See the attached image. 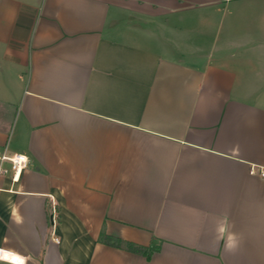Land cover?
Wrapping results in <instances>:
<instances>
[{"label":"crops","instance_id":"0c3cea01","mask_svg":"<svg viewBox=\"0 0 264 264\" xmlns=\"http://www.w3.org/2000/svg\"><path fill=\"white\" fill-rule=\"evenodd\" d=\"M259 48L264 0H0V150L29 160L0 177V249L264 264Z\"/></svg>","mask_w":264,"mask_h":264},{"label":"built area","instance_id":"2783aa9c","mask_svg":"<svg viewBox=\"0 0 264 264\" xmlns=\"http://www.w3.org/2000/svg\"><path fill=\"white\" fill-rule=\"evenodd\" d=\"M29 163L28 157L24 154L13 153L7 154L0 150V177L11 175L12 180L17 182L20 180L21 174L24 169L27 168ZM264 175V173H262ZM56 242H59L58 238H55ZM5 255H11L7 251L0 249V260L5 259ZM13 263L25 264V259L16 255H12ZM12 262V261H11Z\"/></svg>","mask_w":264,"mask_h":264},{"label":"trees","instance_id":"16d2710c","mask_svg":"<svg viewBox=\"0 0 264 264\" xmlns=\"http://www.w3.org/2000/svg\"><path fill=\"white\" fill-rule=\"evenodd\" d=\"M100 240L102 242H106V243H108L110 245H114V246H117V247H120L123 244V242L120 239L108 236L104 232H102V234L100 236ZM125 245H126V247L129 250H131L133 252L146 255V257L148 259H150L152 257V255H154L155 253L159 252V250H160V245H155V246H152V247H142V246L134 245L132 243H125Z\"/></svg>","mask_w":264,"mask_h":264},{"label":"bare ground","instance_id":"6f19581e","mask_svg":"<svg viewBox=\"0 0 264 264\" xmlns=\"http://www.w3.org/2000/svg\"><path fill=\"white\" fill-rule=\"evenodd\" d=\"M5 258H8V259H10L12 262H13V260H12V256H10V255H5ZM2 260H5V259H2ZM7 261V260H6ZM11 261H8V262H11Z\"/></svg>","mask_w":264,"mask_h":264},{"label":"rangeland","instance_id":"374dc122","mask_svg":"<svg viewBox=\"0 0 264 264\" xmlns=\"http://www.w3.org/2000/svg\"><path fill=\"white\" fill-rule=\"evenodd\" d=\"M254 49H257V48H254ZM259 49H261V50H262L261 52L264 54V48H259ZM199 54H200V53H199ZM201 55H202V54H200L199 57H202ZM194 58H196V57H194ZM197 59H198V58H197Z\"/></svg>","mask_w":264,"mask_h":264}]
</instances>
